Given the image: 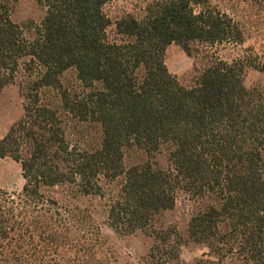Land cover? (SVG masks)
Segmentation results:
<instances>
[{
  "label": "trees",
  "instance_id": "trees-1",
  "mask_svg": "<svg viewBox=\"0 0 264 264\" xmlns=\"http://www.w3.org/2000/svg\"><path fill=\"white\" fill-rule=\"evenodd\" d=\"M14 1L0 0V93L16 86L24 113L0 158L25 185L0 190V264H130L106 253L78 205L90 197L116 234L153 240L138 264H174L184 238L208 250L195 264H264V93L245 85L264 63L209 52L243 46L228 9L264 0H138L115 18L114 0H34L45 16L22 26ZM172 44L200 50L186 84L167 68ZM73 69L77 88L62 79ZM183 197L185 236L162 222Z\"/></svg>",
  "mask_w": 264,
  "mask_h": 264
},
{
  "label": "rangeland",
  "instance_id": "rangeland-1",
  "mask_svg": "<svg viewBox=\"0 0 264 264\" xmlns=\"http://www.w3.org/2000/svg\"><path fill=\"white\" fill-rule=\"evenodd\" d=\"M137 5L138 0H114L107 6V11L111 17L115 18L123 12H130ZM228 10L238 20L246 23L249 29V39L243 46L216 47L209 52L217 53L223 59L232 60L246 55L249 53L248 50L252 49L253 53L259 57V61L264 63V8L241 4L237 9L229 8ZM10 15L14 23L22 26L28 22H40L45 13L34 0H16L10 3ZM198 53L200 54V50L198 51L196 47L193 48V55H189L180 46L170 45L165 54V62L170 74L181 83H188L196 66L201 64V57H198ZM62 79L66 87L77 88L79 86L74 69L65 73ZM245 85L250 90L256 89L264 93V72L250 69L246 74ZM23 113V101L19 89L16 86H9L2 90L0 93V139H3L12 126L21 120ZM143 159H145L143 152H132L128 155L127 162L131 164ZM158 163L161 166L165 165L163 158L158 159ZM24 185L21 166L9 158H0V190L18 195ZM78 205L81 209L92 212L94 228L98 227L100 230L107 254L115 255L121 262L130 264H138L147 256L153 240L141 233L128 237L116 234L107 223L101 201L91 197L82 198ZM190 214L191 204L183 197L174 210L164 215L162 222L177 227L185 236ZM207 252L205 247L184 238L180 258L174 264H195Z\"/></svg>",
  "mask_w": 264,
  "mask_h": 264
}]
</instances>
